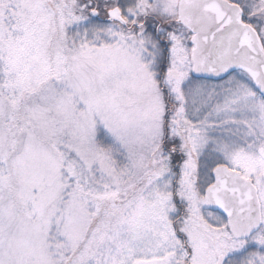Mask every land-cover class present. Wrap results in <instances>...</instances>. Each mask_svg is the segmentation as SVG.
<instances>
[{
  "label": "snow or ice",
  "instance_id": "1",
  "mask_svg": "<svg viewBox=\"0 0 264 264\" xmlns=\"http://www.w3.org/2000/svg\"><path fill=\"white\" fill-rule=\"evenodd\" d=\"M0 264H264V0H0Z\"/></svg>",
  "mask_w": 264,
  "mask_h": 264
}]
</instances>
